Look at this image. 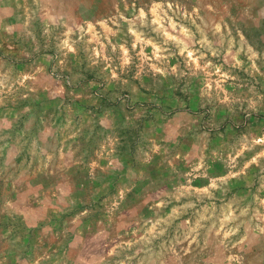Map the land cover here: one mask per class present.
<instances>
[{"label": "rangeland", "instance_id": "obj_1", "mask_svg": "<svg viewBox=\"0 0 264 264\" xmlns=\"http://www.w3.org/2000/svg\"><path fill=\"white\" fill-rule=\"evenodd\" d=\"M0 264H264V0H0Z\"/></svg>", "mask_w": 264, "mask_h": 264}]
</instances>
